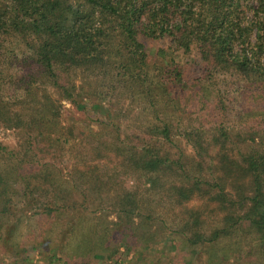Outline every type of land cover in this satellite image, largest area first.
Here are the masks:
<instances>
[{
	"label": "trees",
	"instance_id": "1",
	"mask_svg": "<svg viewBox=\"0 0 264 264\" xmlns=\"http://www.w3.org/2000/svg\"><path fill=\"white\" fill-rule=\"evenodd\" d=\"M1 128L0 242L37 215L68 264L172 237L264 264V0H0ZM155 198L183 214L171 235Z\"/></svg>",
	"mask_w": 264,
	"mask_h": 264
},
{
	"label": "rangeland",
	"instance_id": "2",
	"mask_svg": "<svg viewBox=\"0 0 264 264\" xmlns=\"http://www.w3.org/2000/svg\"><path fill=\"white\" fill-rule=\"evenodd\" d=\"M162 45L161 43L155 44ZM116 103V102H115ZM61 121L72 122V118L82 116V111L79 108L72 105L70 102L63 100L61 102ZM91 105V104H90ZM120 105V104H119ZM118 106V105H117ZM112 107V106H111ZM115 106H113L114 108ZM87 113V122L93 123L92 119L97 116L106 114V111L94 105L88 106L85 114ZM90 115V116H89ZM121 119L125 122V125H130L132 119L125 116ZM130 119V120H129ZM132 125V124H131ZM19 137L17 131L14 129H0V143L9 146H15ZM68 148V147H67ZM72 151L67 153H60V151L53 150V158L56 157L55 162L62 169V172L66 177H69V170L71 168L70 156ZM55 159V158H54ZM72 159V158H71ZM134 177L132 176V179ZM129 180L128 183L134 184V180ZM145 186L142 182V189ZM114 195H111V198ZM103 207L107 208L109 218H115V212L110 207L111 198L103 195ZM152 203V207L155 210L157 226L165 234L171 235L170 232L177 231L182 225V213L180 209L173 208V205L166 199L155 198ZM149 204V202H148ZM195 207H200L197 203ZM215 219L211 220L214 222ZM40 230V221L38 216L34 215L32 218L22 216L17 225L14 226L12 234V241L6 243L0 242V264H68L66 257L61 254L56 247L45 248L41 239L38 238ZM159 237L156 240H159ZM113 246L117 249L115 255L98 253L93 257L92 264H208V258L211 255V250L205 246H197L195 253L191 249H186L182 246L179 239L172 237L170 241H157L150 246L139 243L137 245L128 244L124 245L121 242L113 243ZM62 258H58L61 257ZM236 257H230L223 264H240ZM209 264H219L209 263Z\"/></svg>",
	"mask_w": 264,
	"mask_h": 264
}]
</instances>
